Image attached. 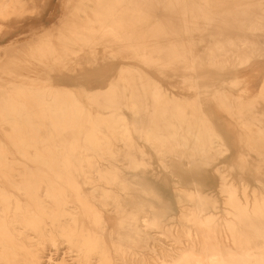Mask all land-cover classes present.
<instances>
[{
	"label": "bare ground",
	"instance_id": "1",
	"mask_svg": "<svg viewBox=\"0 0 264 264\" xmlns=\"http://www.w3.org/2000/svg\"><path fill=\"white\" fill-rule=\"evenodd\" d=\"M48 1L0 3V33ZM91 1L64 2L69 15L33 35L31 59L42 74L47 53L78 59L88 47L79 59L97 76L117 66L138 96L112 110L21 104L22 123L31 108L49 118L21 131L38 143L21 147V133L10 136L16 152H0V264H264V0ZM101 41L109 56L96 55ZM179 61L187 82L202 84L193 101L168 96L151 75ZM250 72L260 89L245 104ZM59 241L72 262L44 253Z\"/></svg>",
	"mask_w": 264,
	"mask_h": 264
},
{
	"label": "rangeland",
	"instance_id": "2",
	"mask_svg": "<svg viewBox=\"0 0 264 264\" xmlns=\"http://www.w3.org/2000/svg\"><path fill=\"white\" fill-rule=\"evenodd\" d=\"M11 1L12 0H1L0 3L5 8H7L12 3ZM13 1L16 3V1L19 2L20 0ZM23 1H26L28 4H30V0ZM78 1L79 0H72L75 8L79 5V3H77ZM92 1H95L93 6L98 7V5H105L106 0ZM92 1L90 2L91 4ZM35 2L36 6H30V8L40 7L42 5H40V0H35ZM63 2H66L65 5H68L70 0H49L46 6L47 8L45 7L42 11H40V13L38 12L37 14H33L31 17L25 16L19 18L17 22L10 21L9 23H4V31L0 33L1 153L16 152L17 150H15L13 146V140H11V137L21 134L22 129H30L29 127L41 131V129L44 127L43 122L49 118L43 113L35 114L33 111L34 108H31L27 114L29 120L32 123H30V125L22 123L21 121H26L24 120L25 106H22L23 104H34L36 106H38L37 104H56L59 105V107H64L68 104H84L86 107L93 110H95V107H98L95 104H102L103 106L107 107V110H112V104H130L131 101L129 98L134 97L132 99H135L138 96L136 91H131L129 88L130 86L125 84V81L127 80L125 75H117V66L113 70L109 72L106 71L104 73L98 74L97 76L95 72L97 67H89L90 64L86 59H79V56L89 55V52H87L88 47H84L82 49L84 52H79L78 57H76L78 59H72L77 55L71 53V50H68L66 54L57 51L47 53L46 56L48 57V60H45L46 64H48L47 72H42V74L40 73V65L35 63L37 60L31 59L32 53L30 47L34 46L35 43L34 36L31 34V30H43L44 27H52L57 24L60 16H68L69 11L68 9L66 10V7L63 8ZM43 24L44 27L42 26ZM99 24L105 26V24H102L100 21ZM72 46L73 45L68 41V43L63 47L70 49ZM100 46L99 53L96 55L99 57H102L103 55L109 56V52L107 50H104V52L102 51V48L106 47V44L103 45L101 41ZM67 58H70L71 60H68ZM120 60L123 63H137L136 60H129L126 57H121ZM174 67L175 70L171 69L172 71L169 70L164 75L160 74L155 69L150 70V72L152 73L151 75L153 78L161 83V90L165 94L168 96H173L175 100L179 102H182V96L188 98L190 101H193L197 97L199 91L202 89L200 80L197 79L195 83L192 81L187 82V79L192 77V73L188 71L187 68H182V61L177 62ZM207 76L209 78H207L206 81L209 82L211 71H207ZM259 79L260 77L258 75H251V72L246 77L245 84L249 86H245L250 87V92L244 91L243 94H238L240 95L241 101L243 100L245 104L248 95L256 94L260 89L258 85ZM241 86H244V84ZM28 87L31 88L26 91ZM148 89V92H154L156 89L155 84L151 85ZM206 89L210 90L211 87H207ZM10 93H19L21 99L18 101H9L5 97H7V95ZM26 93L28 96H25ZM9 104L20 105L17 106L16 109H13L10 108ZM118 110H121V108L117 109L116 111ZM49 116V121H51V119H55L54 114L52 117L51 115ZM12 126H15L16 129L19 130L18 132H15L17 134L11 131L13 128ZM3 127L7 130L3 129ZM21 135L24 137L20 141L21 147L25 146V142L32 144L38 143V141L34 138V133H22ZM224 157L225 156L221 157L219 161L225 160ZM151 161L153 171L162 170V167L159 165L155 155L152 156ZM219 161H217V163ZM263 174L261 173L260 177L261 175L263 176ZM253 181H255V179L251 180V182ZM252 188H255V185H253ZM173 216L177 217L176 212H174ZM67 246L68 245L66 242L62 241H59L57 246H52L47 243V245H45L46 249L44 250V253L47 256L51 255L52 258L55 259L60 256H64L69 263L72 262L73 258L76 257V252H71V249H69ZM47 256H45V258H47ZM132 264H145V260L139 258Z\"/></svg>",
	"mask_w": 264,
	"mask_h": 264
},
{
	"label": "crops",
	"instance_id": "3",
	"mask_svg": "<svg viewBox=\"0 0 264 264\" xmlns=\"http://www.w3.org/2000/svg\"><path fill=\"white\" fill-rule=\"evenodd\" d=\"M41 1L42 0H40V5H41ZM49 2V1H48ZM64 3V2H63ZM30 4H32V5H30ZM30 6H36V2H35V0H30ZM33 4H35V5H33ZM64 5V4H63ZM6 23H9V22H6ZM44 25V24H43ZM44 27V26H43ZM50 27V26H49ZM44 28H48V27H44ZM41 30V29H40ZM40 30H36V29H34V30H31L32 32H31V34H32V36L34 35V34H36V33H40L41 31ZM39 31V32H38Z\"/></svg>",
	"mask_w": 264,
	"mask_h": 264
}]
</instances>
